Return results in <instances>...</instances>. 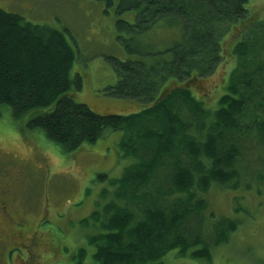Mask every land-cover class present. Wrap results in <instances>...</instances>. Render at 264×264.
<instances>
[{
    "label": "trees",
    "instance_id": "1",
    "mask_svg": "<svg viewBox=\"0 0 264 264\" xmlns=\"http://www.w3.org/2000/svg\"><path fill=\"white\" fill-rule=\"evenodd\" d=\"M96 1L114 5V0ZM247 4L118 0L117 15L134 11L135 21H116L128 59L109 58L117 82L105 92L144 108L105 115L67 94L81 81L78 74L74 80L70 76L76 55L66 34L0 8V114L8 107L20 120L55 102L26 126L66 152L119 131V154L133 159L119 178L109 180L112 190H101L105 201L78 220L93 252L85 263L87 252L79 249L74 264H163L171 251L210 264L212 248L226 243L237 228L238 221H214L206 212V194L212 184L235 188L241 178L264 180V19L256 20ZM227 35L231 41L224 40ZM229 56L235 66L217 107L208 109L191 87L223 71ZM169 80L175 85L166 87ZM239 158L245 163L236 168ZM8 232L0 264H12L22 253L34 264L22 241L15 246L20 229Z\"/></svg>",
    "mask_w": 264,
    "mask_h": 264
},
{
    "label": "rangeland",
    "instance_id": "2",
    "mask_svg": "<svg viewBox=\"0 0 264 264\" xmlns=\"http://www.w3.org/2000/svg\"><path fill=\"white\" fill-rule=\"evenodd\" d=\"M117 3L118 0H114V5L107 7L96 0H0V8L19 14L33 24L47 25L66 34L76 55L70 76L74 80L78 74L81 81L80 88L72 85L67 91L74 101L86 104L101 115L129 114L144 107L139 108L137 104L140 103L117 99L105 92L117 82L109 58L128 59L117 39L116 21L118 18L129 23L135 21L134 11L117 15ZM247 6L250 14L257 16L256 20L264 19V0H248ZM230 36H225L224 40H230ZM234 41L227 50L231 51ZM234 66V59L229 56L223 71L193 84L192 94L206 108L215 109ZM173 85V80L166 83V87ZM54 105L55 102L34 109L20 120L12 118L8 107L1 109L0 200H9L12 226L20 229L15 246L20 247L22 241L34 264H74L81 248L87 252L85 263H89L93 248L84 237L87 230L80 229L77 222L90 214L96 202L105 201L100 196L101 190H112L109 180L119 178L123 168L133 163V159L120 156L119 131L109 132L93 144L66 152L48 140L41 130H30L26 126L33 117L49 113ZM244 163L239 158L236 168ZM27 171L31 175L27 176ZM98 174L107 175V179L99 180ZM252 179L241 178L235 188L212 184L206 194V212L214 221L222 218L238 221L229 240L212 248L210 264H264V180ZM4 221L5 218L0 219V236L9 234ZM0 254L1 263L6 259L5 248ZM73 254L74 262L71 260ZM26 255H15L12 264H27ZM163 262L207 264L205 259L178 257L174 251L169 252Z\"/></svg>",
    "mask_w": 264,
    "mask_h": 264
},
{
    "label": "flooded vegetation",
    "instance_id": "3",
    "mask_svg": "<svg viewBox=\"0 0 264 264\" xmlns=\"http://www.w3.org/2000/svg\"><path fill=\"white\" fill-rule=\"evenodd\" d=\"M28 175H31V172L27 171V176ZM6 191L9 192L10 188H8ZM8 203H9V200H7V199L0 200V219L5 218V221H4L5 230H8L9 227H13L12 226L13 216H12V213L10 211V206L8 207ZM7 235L9 236V234H7ZM5 238H7V236H5V235L0 236V242H1L0 245L1 246L5 245V241L7 240Z\"/></svg>",
    "mask_w": 264,
    "mask_h": 264
}]
</instances>
